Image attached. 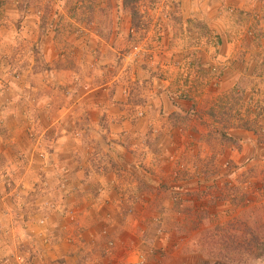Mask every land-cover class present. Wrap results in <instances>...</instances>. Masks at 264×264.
<instances>
[{
    "label": "rangeland",
    "instance_id": "rangeland-1",
    "mask_svg": "<svg viewBox=\"0 0 264 264\" xmlns=\"http://www.w3.org/2000/svg\"><path fill=\"white\" fill-rule=\"evenodd\" d=\"M191 118L210 131L169 125ZM251 134L264 144V0H0V171L46 178L34 205L24 191L0 199L17 223L10 261L93 264L91 234L81 259L40 249L76 244L75 197L90 221L159 206L155 236L167 226L196 264L264 261V146H245Z\"/></svg>",
    "mask_w": 264,
    "mask_h": 264
},
{
    "label": "crops",
    "instance_id": "crops-1",
    "mask_svg": "<svg viewBox=\"0 0 264 264\" xmlns=\"http://www.w3.org/2000/svg\"><path fill=\"white\" fill-rule=\"evenodd\" d=\"M166 105L168 107H171L168 109V111H162L166 115H172L173 108L165 101ZM196 112H202V108H181L176 107V110L174 111V115L178 116L179 114H185V115H192ZM204 113V112H203ZM190 122L186 125H182L180 123H170L169 125L176 127L180 131L181 128L183 130H187V135L190 133H199L203 132L202 130H197L201 123L197 122L195 119L191 118ZM164 125H166L170 122L166 121L165 117L163 118ZM194 120V122H193ZM205 131H210L209 129ZM205 131L203 133H205ZM143 131L139 130L136 134H142ZM249 134V133H248ZM244 145L248 146H261L262 144L260 141H258L256 136H253L252 134L249 135L248 138H245ZM264 146V144L262 145ZM258 155V153H257ZM238 156L242 159L247 157H252V153H250L247 149H243L240 152H238ZM14 160H11V163H13ZM29 162H27L26 167L29 165ZM18 171V170H17ZM15 174V175H11ZM7 173L1 170L0 171V199L5 200L6 198H11L17 200V204H19V200L22 199L21 194L24 191L25 194H27V202L28 204L34 205L36 204L37 200V193L38 189H43L42 184L43 181H45V176L40 173L31 171L30 174L28 172L26 173ZM48 174V173H47ZM8 177L13 179L12 184H14L11 187L5 186V178ZM40 179V183H38V180ZM24 187V188H23ZM109 192V189L107 190ZM11 194V196H10ZM76 204V244L71 246V244L67 243H61V244H54V245H44L41 244L40 249L43 251H48V256H54V255H62L64 254L67 258L71 257L73 259L74 257H78L81 259V257H85L86 245H85V236L86 234H91L94 237V241L92 242V245H97L95 251H91L92 253H89L96 261H94L93 264H196L193 260L195 252H187L186 250H190L187 248L182 247V245L177 246L175 245V242H171L167 240V238L170 235V231L167 226L162 225L161 226V233L163 235H159L158 238L155 236L154 230L152 226H149L150 224V217L149 213L147 211L155 210L158 207H155V204L150 203L149 205L147 203H134V209L136 211L132 215H128L126 213V217H122L120 220L117 216V219L115 217L111 216L108 218H101L99 219L100 215H97L93 217V220H87L86 213H82L83 210H86L85 206L81 204V199L75 197L74 200ZM79 203V205H78ZM0 204H3V202L0 201ZM63 204V205H61ZM71 204V203H70ZM69 204V205H70ZM81 204V205H80ZM85 204V203H84ZM130 203L122 202L121 204H117L115 207L125 210L128 209ZM157 204V203H156ZM62 208H67V202L64 200L63 203H60ZM158 205V204H157ZM81 206V207H80ZM220 206V205H219ZM80 207V208H79ZM109 206H107L108 208ZM113 208V207H112ZM35 210V209H34ZM210 212V211H209ZM82 213V214H81ZM12 214L9 215L5 214L4 209H0V264H10V257L8 256V253H6V248L8 247V243H5L6 240H4L5 236L7 234L4 233V230L7 229V227L10 225L17 224L14 222L12 218ZM18 216H15L14 219H19L20 215L19 213H16ZM33 215V211L31 214H29L27 217H30V219L27 221V223L32 224L35 226V222H33V219L31 217ZM175 223H172L171 229L176 228L180 223L181 218L179 216H176L173 218ZM182 221V220H181ZM67 222H69L67 219L65 220V227H62V237L64 241H67V234L71 231L70 226L67 225ZM15 223V224H14ZM105 225L107 234L106 237H102V227ZM7 226V227H5ZM163 228V230H162ZM10 234V231H9ZM8 234V235H9ZM147 235H149V240L153 244H157L158 246H162L166 248L167 252H163V256L160 258H156L159 256H156L154 254H149L147 251ZM60 237V236H59ZM9 238V237H8ZM88 238V237H87ZM66 239V240H65ZM15 240L14 236L7 241H13ZM154 240V241H153ZM6 241V242H7ZM15 242V241H14ZM13 242V243H14ZM107 242L109 243V246L104 251V248H102V245ZM12 249V248H11ZM68 252V253H67ZM70 253H73L70 255ZM206 254V253H205ZM202 258H206L207 264H211V258L214 257H206L201 253ZM158 259V260H157ZM203 264H206L205 261H203ZM256 264H264V261Z\"/></svg>",
    "mask_w": 264,
    "mask_h": 264
},
{
    "label": "built area",
    "instance_id": "built-area-1",
    "mask_svg": "<svg viewBox=\"0 0 264 264\" xmlns=\"http://www.w3.org/2000/svg\"><path fill=\"white\" fill-rule=\"evenodd\" d=\"M22 260H23L22 256L17 254L15 260L10 261V264H31V263H28V262L23 263Z\"/></svg>",
    "mask_w": 264,
    "mask_h": 264
}]
</instances>
